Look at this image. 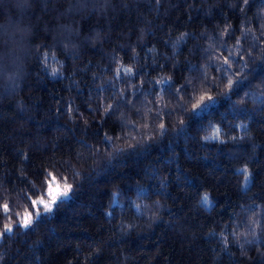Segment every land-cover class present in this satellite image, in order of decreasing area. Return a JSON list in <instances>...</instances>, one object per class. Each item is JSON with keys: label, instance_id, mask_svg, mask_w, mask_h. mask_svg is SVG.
<instances>
[{"label": "trees", "instance_id": "16d2710c", "mask_svg": "<svg viewBox=\"0 0 264 264\" xmlns=\"http://www.w3.org/2000/svg\"><path fill=\"white\" fill-rule=\"evenodd\" d=\"M4 203L0 264H264V0H0Z\"/></svg>", "mask_w": 264, "mask_h": 264}, {"label": "snow or ice", "instance_id": "6c2138e0", "mask_svg": "<svg viewBox=\"0 0 264 264\" xmlns=\"http://www.w3.org/2000/svg\"><path fill=\"white\" fill-rule=\"evenodd\" d=\"M244 3L247 4L248 0H244ZM225 63H228L227 60H225ZM128 73H131V69H127ZM55 75V73H53ZM231 85V82H229V86ZM179 92L180 90L177 89ZM181 100L184 99L183 96L180 97ZM189 102L192 103V113L194 116H199L200 113L206 111L209 107H211L215 100L211 95H199L198 99L195 100V102H192V99H189ZM182 123V122H181ZM161 131L163 132L165 129V126L163 123L159 125ZM221 130L219 128L215 129L213 134L210 137H205V139H211V140H219L220 143H223L224 141L220 139ZM231 139L235 140L236 137H231ZM241 172L244 173V180L245 183L249 180V175L247 174V169H241ZM72 191V185L71 184H65L63 190H57L53 191L51 186H49L47 190V196L49 199L46 201L43 196L39 197L38 199H33L31 201V208L35 209V215L37 217L41 216L40 209L37 207L38 205L42 206L44 213H51L53 211L54 206L59 207L61 204L67 202L68 199H70V193ZM202 200L204 203H208V197L205 195L202 197ZM2 211L5 214V219L8 221L3 224V231H0V237H3L7 233H11L14 230V227H22L24 229H29L33 224V213L32 212H25L22 216L18 218L17 224L14 225L12 223V217L8 215L10 212V207L7 203H4L2 206Z\"/></svg>", "mask_w": 264, "mask_h": 264}, {"label": "rangeland", "instance_id": "374dc122", "mask_svg": "<svg viewBox=\"0 0 264 264\" xmlns=\"http://www.w3.org/2000/svg\"><path fill=\"white\" fill-rule=\"evenodd\" d=\"M49 186H51V188H52V190L53 191H57V190H63V188H64V186L65 185H59V184H57L56 182H54L53 180H50L49 182H48V188H49ZM49 199V197L47 196V194H46V198H45V200L47 201ZM39 207H41L42 208V206H40V205H38ZM43 209V208H42ZM37 216L35 215V218H36ZM33 219H34V217H33ZM22 228V227H21ZM24 229V228H23Z\"/></svg>", "mask_w": 264, "mask_h": 264}]
</instances>
